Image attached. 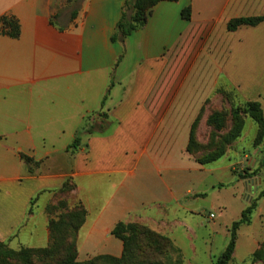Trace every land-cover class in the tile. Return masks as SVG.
I'll use <instances>...</instances> for the list:
<instances>
[{
	"label": "crops",
	"instance_id": "1",
	"mask_svg": "<svg viewBox=\"0 0 264 264\" xmlns=\"http://www.w3.org/2000/svg\"><path fill=\"white\" fill-rule=\"evenodd\" d=\"M125 2L0 0V18H15L20 26L18 38L0 30V241L12 249L50 243L48 193L67 180L88 211L77 234L81 262L122 256L123 242L112 235L119 222L167 230L177 243L206 227L205 245L214 236V244L224 246L228 229L252 203L227 157L201 166L188 154L191 120L177 112L190 101L161 95L183 75L204 79V98L214 76L245 101L260 100L264 21L235 31L228 25L264 17V0L161 1L143 27L123 38L116 29ZM186 8L189 20L182 15ZM108 91L103 110L114 126L68 151L84 117L102 109ZM210 194L220 196L222 212H207ZM233 202L231 222L221 223ZM261 202L239 231L251 251L264 239L262 232L249 234L261 218L264 225ZM202 212L208 214L192 223ZM178 218L182 231L175 233Z\"/></svg>",
	"mask_w": 264,
	"mask_h": 264
},
{
	"label": "trees",
	"instance_id": "2",
	"mask_svg": "<svg viewBox=\"0 0 264 264\" xmlns=\"http://www.w3.org/2000/svg\"><path fill=\"white\" fill-rule=\"evenodd\" d=\"M161 1H177V0H126L120 20L117 24V33L123 38L132 34L133 31L143 27L147 21L151 9ZM185 19L191 18V9L186 8L182 11ZM75 18V14L72 19ZM264 21V17L255 18H239L232 20L228 29L235 31L240 26H257ZM0 30L2 34L12 38L20 36V26L15 18H0ZM115 39V38H114ZM113 39V40H114ZM109 95L104 96L102 101V109L98 112L90 113L84 117L82 124L76 133L75 139L68 146V151H77L83 144L85 139L96 135L105 134L113 126L114 121L110 119L109 114L103 110L105 101ZM242 109L250 118L258 125V133L255 143L259 144L264 141V110L261 102L258 100L245 101ZM234 125L230 132L223 138V146L216 151H211L202 157H195V161L201 166H208L223 158L227 144L235 141L244 128V120L240 117L239 110L232 113ZM223 116L220 113L213 114L209 117V124H217L218 127L223 124ZM193 133H190L189 140H193ZM190 141L187 146V152L190 154ZM86 146V145H85ZM28 166H38L32 158L22 156ZM264 168V158L262 161ZM258 174V173H256ZM240 180L252 178V175L245 170L238 177ZM73 188L75 184L71 180H67L61 192ZM264 197V190L260 193L258 199ZM256 199L243 212L239 220L232 223L230 227V240L225 251L217 258L216 264H229L236 247L238 231L242 226L250 225L252 216L257 208ZM37 200L32 201V206ZM59 207L67 209V213L62 219H50V244L44 248L22 247L19 250L12 249L7 243L0 241V264H183L180 250L174 246L171 238L161 235L144 224L119 222L112 231V235L121 240L124 245V251L120 258L101 255L93 257L87 261H78L77 234L84 224L88 211L82 203H78L71 208H67V202H62ZM62 215H59L61 217ZM65 225L74 231L75 239L68 243L70 236L66 232H61L59 227ZM59 236V237H58ZM174 252L180 254L178 259L171 260L169 254ZM254 260L264 258V244L262 249L253 255Z\"/></svg>",
	"mask_w": 264,
	"mask_h": 264
},
{
	"label": "rangeland",
	"instance_id": "3",
	"mask_svg": "<svg viewBox=\"0 0 264 264\" xmlns=\"http://www.w3.org/2000/svg\"><path fill=\"white\" fill-rule=\"evenodd\" d=\"M199 62V58L194 59L193 64H197ZM193 78L194 77L191 76H177L175 81H173L172 83H170V81L168 82L169 85H172L170 91H166L165 87L164 92L161 95V97L165 95L166 98L170 96L172 100L176 98L179 101V99H181L180 104H184L185 100L190 101L188 107H182L180 109L178 108L177 112L178 117H180V113H183V118L187 117V119L191 120L190 133H193V140H189L190 154H188L194 160H196V156L202 157L205 154L211 151H216L221 146H223V138L230 132L231 128L234 125L232 113L234 109H238L241 116L240 118L244 120V128L241 132V135L235 141L224 146L225 155L223 156V158L227 157V159H229V164L232 167V172L236 174L237 177H239V174H242L245 170H247L248 173L252 175V178L241 181L246 183L247 191L245 193L246 195H248L251 202H253L258 199L260 193L264 190V168L262 167V161L264 158V141L259 144L255 143V139L258 133V125L242 109L245 100L240 97L235 89L228 87L226 84H223V78H221L220 81L218 80V77H208L207 85L209 84V93L204 98V90H206L204 79L201 83V78H199V80H194ZM172 79H174V77ZM185 79L187 80V82L185 81ZM202 86L203 91L200 92ZM258 101L262 104V101L264 102V95ZM165 102L167 101H164V103ZM192 103H195L196 106L190 107ZM162 110H164L165 113L168 111V108L163 109L162 105ZM216 113L222 114L224 118L223 124L220 127H218L216 123L209 124V117ZM209 181H213V178H210ZM61 188L62 187L55 191H49L48 193L49 204L47 213L52 219L56 220L64 218V215L68 211L65 208L59 207L60 203L64 201L67 202V208H71L75 205H78L79 203L78 199H76L73 194L75 189L70 188L65 192H61ZM249 188H251V191L248 190ZM221 192L223 193L224 191ZM261 199L262 198L256 201L257 207ZM224 200L226 201L227 198H225ZM220 203L221 201L219 195L211 196L210 194L209 198L206 202L203 203V205L206 206V210H208L207 212L212 211L216 214L223 211V209L220 207ZM261 207L264 208V202H261ZM230 208V212H227L226 210L225 216L220 219L221 223H224L226 221L231 222L229 220L233 215L231 217L230 215L235 212V209L237 208L236 203H231ZM206 214L208 213L202 212L200 215L194 216L193 218H191L192 223H200V219H204ZM59 215L62 216L59 217ZM180 215H182V213H180L178 216L180 217ZM260 221H262V218L260 219ZM260 221L255 223V225L253 224L249 227V234L255 231L256 233L261 234L262 232V234H264V225ZM175 224V230L173 227H170L169 231L174 230L175 233L181 232L182 227L180 226H182V221H180V218L177 219ZM205 228L206 227L201 228L198 226L196 228V236L189 233L180 237V241H178L180 245L174 239L172 234L168 233L167 230H165L167 233H162L160 231L156 232L171 238L174 246L180 250L183 264H216L217 258L225 251L229 243L230 228L228 229V239H226L224 246H222L221 244H214V236H210L208 238V245L206 246L204 243L206 234L209 235L210 232ZM59 230L70 235L67 240L68 243L72 242L75 239L76 234L67 226L61 225L59 227ZM239 231L235 251L229 264H264V258L257 260H254L253 258L254 253L262 249L264 239L258 243L255 250L251 251L247 248V245L245 243H242V241L240 242ZM180 254H176L170 251L169 257L173 261L178 259ZM77 259L79 261L78 255Z\"/></svg>",
	"mask_w": 264,
	"mask_h": 264
},
{
	"label": "built area",
	"instance_id": "4",
	"mask_svg": "<svg viewBox=\"0 0 264 264\" xmlns=\"http://www.w3.org/2000/svg\"><path fill=\"white\" fill-rule=\"evenodd\" d=\"M210 217H211V218H214V215L212 214Z\"/></svg>",
	"mask_w": 264,
	"mask_h": 264
}]
</instances>
